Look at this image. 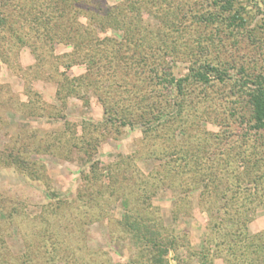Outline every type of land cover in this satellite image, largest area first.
<instances>
[{
  "label": "rangeland",
  "instance_id": "rangeland-1",
  "mask_svg": "<svg viewBox=\"0 0 264 264\" xmlns=\"http://www.w3.org/2000/svg\"><path fill=\"white\" fill-rule=\"evenodd\" d=\"M91 1L94 6L98 3ZM102 1L107 10L118 14L119 21L101 14L97 22L108 28L90 25V37L98 39L102 49L110 47L108 39L120 41L123 30L116 25L128 27L123 19L132 17L141 21L135 25L142 32L162 26L170 36L166 54L151 55L154 64H159L158 76L170 73L177 81L190 74L193 63L204 62L224 71L228 80L189 82L181 90L175 86L162 90L151 86L145 72L126 77L117 70H105L100 76L86 74L78 58H69L72 45L43 38L33 21L54 17L50 11L55 8L53 0H0V17L8 22L0 33V156L17 152L21 159L35 162L25 168L0 160V264H51L47 258L51 248L42 247L45 228L59 233L61 264H135L140 261L138 249L119 225L125 209L119 196L131 200L144 188L148 201L132 202L127 209L142 212L158 226L161 242L166 244L164 258L170 264H248L247 242L230 254L215 236L206 243L205 235L209 215L214 216L221 204L209 190L220 191L231 183L233 169L238 168L242 178L246 176L249 171L243 161H251L263 143L261 136L248 131L250 111L240 77L264 75V0H230L232 9L222 13L219 5L229 0ZM175 10L181 12L176 17ZM217 14L222 17L213 24L200 20L201 15ZM235 14L243 19L242 25L238 21L230 25ZM79 21L88 24L86 19ZM86 75L94 87L79 89L78 96L69 95L65 78L76 85ZM58 92L65 98L58 100ZM96 92L107 97L112 110L128 111L132 124L105 123ZM143 95V107L156 103V112L164 113L162 119L167 122L160 120L156 125L151 116L138 118L141 106L132 102H139ZM87 140L96 146L90 161H98L100 168L121 157L130 158L115 168L116 179L121 180L115 187L124 189L111 202L107 195L98 200L88 197L91 191L95 195L99 183L94 181L89 187L84 182L82 173H87L89 164L72 147ZM193 149H203L200 154L204 155L197 175L193 160L186 157L193 155ZM206 157L213 160L217 174L213 182H208ZM262 172L264 164L257 171ZM106 175L104 185L110 181ZM203 177L209 190H203ZM127 185L133 188L132 194ZM238 198L233 201L236 206ZM57 199L64 200L61 208H55ZM208 208L214 209L208 212ZM242 211L244 232L254 241L260 236L263 240L264 204L251 200ZM234 225L241 230V223ZM171 239L173 244H169ZM206 246L209 251L204 250ZM202 252L207 255L205 260Z\"/></svg>",
  "mask_w": 264,
  "mask_h": 264
},
{
  "label": "trees",
  "instance_id": "trees-1",
  "mask_svg": "<svg viewBox=\"0 0 264 264\" xmlns=\"http://www.w3.org/2000/svg\"><path fill=\"white\" fill-rule=\"evenodd\" d=\"M53 2H55V8L51 9L50 11L52 14H54V17L46 15L33 18V21H35L34 23L40 31L39 34H41L43 38L51 41L71 44L72 53L69 55V58H78V60H80L79 62L84 64V66L86 67V74H91L92 76H100L102 75V73H105V70H110L109 72H114L115 70H117L122 77H126L130 73L134 76L140 75V73L143 74V72H145L146 76H148V80L149 83H151V86L159 87L162 90H167L169 86L170 88L171 86H175L176 89L181 90L183 84L189 82L206 83L213 79L218 83H224L228 80V77L224 73V71H219L216 67L204 62L197 65L196 63H193L192 68L190 69V74L187 77L177 81H175L174 78L171 77L170 73H167L163 76H158L157 71L160 67L158 66L159 64H154L151 55L154 56V54L161 53L164 56V54H166V51L164 50L168 48V42L171 41L169 40L170 36H168L165 31H162V26L147 31L145 29V31L142 32L141 29H138V27L135 25L136 23L138 24V22L140 23L141 21H138L136 19L135 21H133L134 19L132 17H128V19L124 18L123 22L127 21L128 23H126L128 24V27H124L125 23H121L122 26L116 25L118 29L123 30V36L120 38V41L108 39L107 41L110 42V47L102 49V43H99L98 39L96 40V38L90 37L92 34L90 25L99 27V29L101 30L107 29L108 27H104L103 25H100L99 22H97V19H102L101 14H107L108 16H111L112 22H119L116 18L118 14H116L114 10H107L102 0H98L96 6L92 4L91 0H53ZM231 2L232 1L229 0L225 3V5H219L221 13L225 12L224 9H227L229 11L232 9ZM72 4H74V6ZM173 12H175V17L178 13H181L180 10H175ZM219 15L220 14H217V16L201 15L202 17L200 20H203L202 22L213 24L215 23L216 19L220 17ZM89 16L92 17L90 18ZM81 18L86 19L88 24L84 26L82 23H80L79 20ZM230 20L231 26H235L236 21H238L239 24L243 22V19L239 14L232 15L230 17ZM66 23H68V26H66ZM7 24L8 22L6 17L2 15V17H0V33L4 27H7ZM63 24H65L64 28H60V26H63ZM73 25H75L74 28H76V30L72 28ZM241 25L236 26L242 27ZM57 29H59L60 31L57 32ZM59 32L61 34L60 37H56ZM14 34H16V32H14ZM21 40L22 38H17L18 42H21ZM134 57H136V59H134ZM67 67H70V65H68ZM241 70L244 72L243 69ZM88 77L86 75L78 79V83L76 85H74L73 82H68L65 78V84L67 86L65 90H67L69 95L78 96L76 94H79V89L83 88L86 91L88 86H93V83L88 80ZM240 80H242L241 88L243 94L246 97L245 102L247 105H249L250 111L249 122L251 123L248 127V131L252 130L254 134L261 136L263 143L261 145L260 151L255 152L251 155V161H243L246 165H244L246 171H249L246 176L244 175L245 177L243 176L244 179L238 171V168L237 170L233 169L231 172V183L227 182V185L225 183L224 188L218 191L216 188L209 190L210 187L208 188L206 181H204V177L202 178L203 190H209V192H211L209 194H213V196H215L214 199H217L216 201L221 202L219 207H217L216 212L214 213L215 215H211L213 213L209 215L210 225L208 226L205 240L206 243H211L213 236H215V238L219 240L218 244L225 247L226 252L229 251L230 254L232 251L237 252L236 249H239V245H241V243L244 244L245 241L247 242V245L244 244V248L248 251L251 258V261L248 264H264V239L261 240L262 236H260L258 238L259 241H254L253 238L247 236V234L244 232V222L241 220V214L243 213L242 209L246 206L247 202L251 203V200H255L259 204H264V172H262L261 174L257 173L260 167L264 164V75L257 74L254 76H246L243 74V76L240 77ZM63 87L64 86L62 85L60 89H62ZM123 87L125 88V86ZM123 90L132 94L130 90ZM96 94L98 101L102 104L104 109V115L106 118L105 123H110L111 125L114 121L120 126L125 127L126 125H129L131 122H133L130 119L131 115L128 114V111L124 110L121 112H117L116 110H112V104L107 101V97L98 94L97 92ZM145 97L146 95L140 96L139 102L138 99L137 101L132 102L137 106L139 104L141 106V112L143 113L140 112L138 114V118L143 120V118L151 116L156 125H160V120H162V122L163 120H165L162 119L165 114L162 112L158 113L159 111L156 112L157 105L154 102L151 103L152 105L149 104V106L146 105V107H143L141 102L146 99ZM64 98L65 97H61L58 92V100H62ZM129 102L131 103V101ZM169 105L171 106L170 102ZM165 121L167 122V120ZM83 128L84 126L82 127V129ZM83 139H85V137ZM72 147L77 150L78 153L82 152L81 154H83V156L86 158L85 161L89 164L87 173H82L84 182L88 185L90 184L91 186L89 187L94 186V181L95 184L99 183L97 186V188L99 189L96 190L95 195L91 191L88 194L89 198H91L92 200H98L100 197L107 195V202H111L112 199L114 200L117 198L116 195H121L119 189H124V187H115L121 181L120 179H116L117 175H115V168L121 166L123 161H130V158L121 157L116 163H113L105 168H100L98 161H90V158H92L96 151V146L94 144L92 146L91 141L87 140L81 146L77 143L72 145ZM253 149L255 150V148ZM202 150L193 149L191 151L193 153L192 156L186 155L187 159L191 158V160H193L194 167L196 168V170H198L196 175L199 173L202 160L204 159V155L200 154L203 153ZM13 153L15 154L13 155L12 153H9L6 156L1 154L0 160L5 161L9 165H25V168H27L28 164H35V162L29 163L26 159H21L20 157H18L17 152ZM206 160L210 163V169L208 170L207 174V177L209 178L208 182H213V179H215V176H217L215 172L213 173V160L207 157ZM248 162L252 163L248 165ZM188 164V162L185 163V166H188ZM124 165L125 169L129 167L127 163H125ZM137 173L139 174L140 172L137 170ZM104 174H107L106 177L110 180L109 183L105 185L102 184ZM125 182L126 181H124L123 183ZM123 185L126 186V184ZM129 185L132 186V184ZM132 189L133 188H127L130 193L132 192ZM144 190L145 188L140 190V195L134 193V198H131V200L125 198L124 196L122 197V195L119 196L125 208L123 211L124 215L120 220L119 225L124 232L130 235L133 246L138 249L136 258L140 261H137L135 264H170L164 258V256L166 257L167 255V251H164V249L166 250V244L161 242L162 235H160V232H158V226L152 224L150 222L151 220H148V217H144L142 212L139 214H134L130 213L129 209H127V206L131 205L132 202H135V204H142V202L148 201L147 199L149 193H145ZM78 193L76 199L80 200L82 196L79 197ZM230 193L231 196L228 195ZM209 194L207 195L209 196ZM236 198L239 199V206H236V204L234 205L233 203ZM63 204V199H57L54 205L55 208H61ZM208 209L209 212L214 208ZM213 221L214 223H212ZM235 221L238 222V224L241 223V230L238 228L236 229L234 225ZM81 222L80 223L83 225L88 223L87 221ZM44 224L46 227L48 226L47 223L44 222ZM58 234L59 233H49L48 229L45 228V231L41 236L42 247L51 248V251L47 252V254L50 253L47 258L48 261L51 262V264H61L62 262V257H60L59 252L62 248V243L59 241ZM173 242L174 241L171 239V242H169V244H173ZM208 246H206L207 248L204 249L205 251H209ZM201 255L202 260H205L207 255L203 252L201 253ZM201 264L205 263L202 261Z\"/></svg>",
  "mask_w": 264,
  "mask_h": 264
}]
</instances>
